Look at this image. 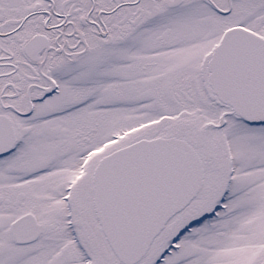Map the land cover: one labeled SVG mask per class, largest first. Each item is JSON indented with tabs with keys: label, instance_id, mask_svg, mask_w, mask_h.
I'll list each match as a JSON object with an SVG mask.
<instances>
[{
	"label": "snow or ice",
	"instance_id": "obj_1",
	"mask_svg": "<svg viewBox=\"0 0 264 264\" xmlns=\"http://www.w3.org/2000/svg\"><path fill=\"white\" fill-rule=\"evenodd\" d=\"M0 264H264V0H0Z\"/></svg>",
	"mask_w": 264,
	"mask_h": 264
}]
</instances>
